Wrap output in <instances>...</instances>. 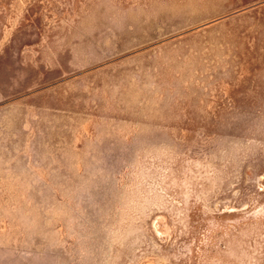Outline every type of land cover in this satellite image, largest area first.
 Listing matches in <instances>:
<instances>
[{"label": "rangeland", "instance_id": "374dc122", "mask_svg": "<svg viewBox=\"0 0 264 264\" xmlns=\"http://www.w3.org/2000/svg\"><path fill=\"white\" fill-rule=\"evenodd\" d=\"M0 264H264V0H0Z\"/></svg>", "mask_w": 264, "mask_h": 264}]
</instances>
